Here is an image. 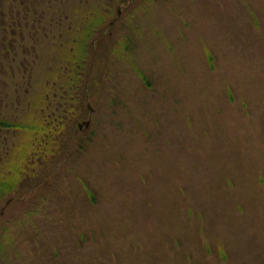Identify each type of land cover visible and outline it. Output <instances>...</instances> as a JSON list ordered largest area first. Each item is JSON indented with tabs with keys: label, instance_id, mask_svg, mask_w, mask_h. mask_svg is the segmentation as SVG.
<instances>
[{
	"label": "rangeland",
	"instance_id": "rangeland-1",
	"mask_svg": "<svg viewBox=\"0 0 264 264\" xmlns=\"http://www.w3.org/2000/svg\"><path fill=\"white\" fill-rule=\"evenodd\" d=\"M152 9L116 59L101 44L84 65V167L60 166L45 189L47 170L31 179L0 221L27 236L0 264H61L64 252L69 264H264V0ZM65 61L44 51L38 74Z\"/></svg>",
	"mask_w": 264,
	"mask_h": 264
},
{
	"label": "flooded vegetation",
	"instance_id": "flooded-vegetation-1",
	"mask_svg": "<svg viewBox=\"0 0 264 264\" xmlns=\"http://www.w3.org/2000/svg\"><path fill=\"white\" fill-rule=\"evenodd\" d=\"M162 1L0 0V221L40 169L49 172L40 175L38 187L45 189L48 182L60 181L54 174L60 166H72L77 172L84 167L85 144L90 139L79 131L91 125L95 115L88 102L90 72L84 65L101 44L108 58L116 59L115 48L131 39L128 29L137 14L146 16ZM69 5L80 11L81 23L75 22ZM117 32L122 34L116 37ZM44 51L67 64L62 70L46 68L47 57L38 74ZM83 173L76 174H80L77 183L90 204L94 198L87 194ZM14 220L11 216L0 224V236L9 234L15 246L28 229H19V223L12 230L9 222ZM74 236L78 239L73 247L79 250L82 234ZM68 256L62 254L61 264H69Z\"/></svg>",
	"mask_w": 264,
	"mask_h": 264
},
{
	"label": "trees",
	"instance_id": "trees-1",
	"mask_svg": "<svg viewBox=\"0 0 264 264\" xmlns=\"http://www.w3.org/2000/svg\"><path fill=\"white\" fill-rule=\"evenodd\" d=\"M255 20L256 19H254V22H255ZM205 57H206V61H207V63H208V65L209 66H212V63H213V61H212V55L208 52V51H206L205 52ZM139 74V73H138ZM140 75V77L142 78V80H143V82L146 84V86L145 87H148V86H150L149 85V83H148V81L146 80V78H144L143 77V74H139ZM87 194L91 197V199H93L92 198V194H90V193H88L87 192ZM93 201V200H92ZM94 203V202H93ZM93 203H92V205H93ZM24 227H25V223L24 222H21L20 223V228H21V230L22 229H24ZM31 227L34 229V227H33V225L31 224ZM21 237H22V233H21ZM14 243H13V240H12V238L10 237V235L8 234H5V232L3 233V237H1L0 236V258H3V255H5L7 252H8V248L7 247H11L12 248V250L14 249V250H16L15 249V247H14V245H13ZM13 246V247H12Z\"/></svg>",
	"mask_w": 264,
	"mask_h": 264
}]
</instances>
